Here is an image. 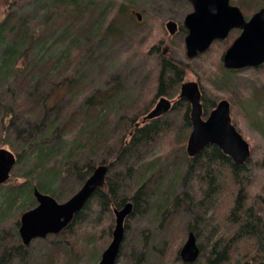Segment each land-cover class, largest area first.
<instances>
[{"label":"rangeland","instance_id":"1","mask_svg":"<svg viewBox=\"0 0 264 264\" xmlns=\"http://www.w3.org/2000/svg\"><path fill=\"white\" fill-rule=\"evenodd\" d=\"M94 1L101 2L102 0H79V7L84 8L83 5ZM119 1L122 2V0ZM123 1L127 2L124 5H128L124 12L117 15L114 27L120 29L116 30L118 33L103 36L101 40H98L96 35L99 33L95 32V29L91 30L89 39L95 38L94 41L89 48H84L80 52L79 63L74 62L69 68V70L72 69V75L80 79V84L86 93L98 89L103 84H107L109 88L120 86V90L118 89L114 96V102L108 107L109 112L112 111L111 108H114L113 111L117 112L118 110V113L115 119L107 121L104 125L105 135L108 139L111 138L119 122H127L129 118L133 117L131 112L128 113L125 96L128 98L129 95L132 97L131 99L143 102L136 110L137 112H140L141 108H145V106L153 107L158 100L159 95L155 97L153 81L154 73L157 70V60L153 53L147 51L152 42L156 43L159 45L160 52L166 49L167 56L181 64L184 69L182 82L193 80L198 83L207 103L212 102L215 106L221 98L230 102L231 121L248 141L251 151L249 165L251 179L248 180L244 175L239 178V181L242 184L251 181L246 188L248 196L258 192L264 194V64L228 69L223 66L221 59L226 48L239 33V29L232 30L223 40L214 41L205 52L198 56L188 58L183 42L185 29L180 28L185 15L192 10L188 0ZM232 1L240 6L242 11H245L243 9L245 7L244 0ZM255 1L264 2V0ZM8 7L10 9H7ZM132 10L141 13V20L136 18ZM253 11H245V17H249ZM8 12L29 19L30 29L36 33L37 38L34 45L38 46L37 49L42 48V45L50 46L51 43L53 49L65 46L69 38L67 40L56 39L55 35L59 34L62 27L69 24L76 13L71 7L56 11L51 0H10L8 4L0 0V20ZM168 19L175 20L179 25V30L172 35L165 28V22ZM37 49L34 50L35 52L32 53L29 60L31 65L34 64L36 55H38ZM91 49L92 51H90ZM19 61L21 62L22 58ZM57 78L59 79V77ZM11 86L12 84H8L7 87H1L8 88L4 89L8 91L12 88ZM167 87L171 88L168 89L170 93L174 92V84ZM5 91L0 89V113L11 103L8 92ZM30 91L31 87H26L21 91L20 97L26 96L29 103L33 104L34 96H31ZM178 93L179 86L177 89L175 88L174 96H165L177 101ZM65 103V110H67L75 106L76 101L67 98ZM184 112L185 105L178 103L176 108L162 115V121L171 136H178L183 130H188L184 129L186 126L183 118ZM23 115L19 112L12 115L10 126L15 131L30 128L28 118ZM141 117L139 116L137 121H140ZM102 121H104L103 118ZM5 125L8 124L5 123ZM30 125H32L31 122ZM113 137L105 146L99 147L94 155L90 153L91 155L88 154L79 159V164L90 160L92 163L95 162L94 166L105 164L108 167L107 162L111 161L119 150L118 139H113ZM14 138L15 132H10L9 135L0 134L2 146L9 150H11L9 146L15 144ZM66 144L69 145L68 141ZM170 146L168 138L160 135L151 146L149 145L147 148L141 146L135 151L119 154L117 159L111 162L112 165L109 167L107 176L116 187L119 186L116 189L117 193L129 195L133 193L136 184L139 183L134 184L132 178L128 177L127 172L130 168L135 179L141 175V177H145L139 200L143 197L146 198V204L140 205L142 209L125 218L120 256L117 258L116 264H183L180 257L175 258L176 250H180L186 239L187 225L194 222L191 220V216L180 208L184 207L182 203L174 206L177 208L169 205L166 207V211L164 209L158 211L156 206L165 198V192L175 194L185 192L192 196L193 201L189 207H193V214H197L200 218L203 217L204 212L209 215L212 212L211 209L214 208L212 206L227 198L228 192L236 193L237 183H233L231 178H226L216 169L213 170L212 183H209L208 179H199L204 177L203 169L194 175L189 173L181 178L180 168L185 164L184 151L179 148L171 150ZM183 149L186 154V142ZM28 157V153H25L21 163L17 165L16 172L21 173L28 168L30 163ZM152 162L153 164H151ZM147 166L149 170L146 169ZM197 174L200 177H194ZM19 180V177H16L0 185V251L5 248L11 250L10 240L16 238L15 232L18 231V221L21 215L18 202L9 205L6 200L14 193L11 185L16 184ZM52 183L53 188L63 187V193L66 195L71 192L75 193L81 187L77 188L79 182L75 171L53 178ZM64 200L66 198L61 202ZM169 210L172 211L169 212ZM164 212H167L165 217L161 215ZM173 212L178 216L174 217V223H169ZM111 224L113 230L115 224L113 212ZM112 230L105 242L100 240L99 243H94L87 240L86 231L79 230L77 227L78 242L87 243L86 248L93 250L90 257L83 252L84 248L75 246L74 237L69 239L68 234L57 235L58 233H56L45 238L33 239L28 245H25V249L21 252L22 255H11L6 264H40L48 255L47 253L56 254L57 249L60 260L64 262L62 264H99L101 253L111 240ZM145 234L148 235V238L146 246L143 247L141 238ZM67 239H69L68 242ZM51 241L53 242L51 243ZM74 247L75 251L72 250ZM77 247H79V251H77ZM142 250L143 254L141 255ZM24 251L25 253H23ZM159 253L164 255L163 261L158 258ZM51 263L60 264L59 261H51Z\"/></svg>","mask_w":264,"mask_h":264},{"label":"trees","instance_id":"2","mask_svg":"<svg viewBox=\"0 0 264 264\" xmlns=\"http://www.w3.org/2000/svg\"><path fill=\"white\" fill-rule=\"evenodd\" d=\"M3 1L5 4L10 2V0ZM51 2L56 11L70 7L76 11L69 24L62 27L63 29L59 31V34L55 35L56 39L67 40L69 38L63 47L53 49L51 43L50 46L42 45V48L37 49L38 46L34 45L37 38L36 33L30 29L31 24L27 17L8 12L0 20V89L5 91L8 88L1 86L7 87L8 84H12V88L5 91L8 92L11 103L0 113V134L9 135L10 132H15L16 145L13 143L9 147L15 153L16 162L7 181L16 177L20 179L16 184L11 185L14 193L12 192L13 194L6 200L7 203L14 205L18 202L20 213L32 208L36 205L33 195L34 188L61 202V200L69 198L73 192L66 195L63 193V187L53 188L51 186L53 178L68 175L69 172L75 171L79 182L77 188H79L95 167V162L92 163L88 160L79 164V159L88 154L94 155L99 147L102 148L109 143L113 136V139H118L119 150L111 161H106L108 171L112 165L111 162L116 160L119 154L135 151L141 146L147 148L160 135H164L171 143V150L179 148L184 151L185 164L180 168L181 178L189 173L194 175L203 169L204 177L199 179H208L209 183H212L214 179L212 178L213 170L216 169L238 185L236 193L228 192L227 198L215 203L212 206L214 207L211 209L212 212L209 215L204 212L201 218L197 214H193V207H189L193 201L192 196L185 192L164 193L165 198L156 206L158 211L165 210L169 205L177 208L174 206L182 203L184 207L180 208L190 215L194 222H190L187 229L188 232L194 231L200 252L193 262L182 261L183 264H258L263 261L264 194L258 192L248 196L246 188L251 181H246L245 184L239 181V178L244 177V175L248 180L251 179L252 175L249 168L251 156L243 165L237 166L228 155L213 144L207 145L193 157L186 155L183 145L189 134L190 117L189 104L183 99L175 101L171 108L172 110L176 108L178 103L185 105L183 118L187 127L184 126V129L187 128L188 130H183L180 135H170V132L165 128L164 121H162V116L143 120L152 108L151 105L145 106V108H141L140 112H137L136 110L143 102L131 99L132 97L128 95V98L125 96V102L128 113L131 112L133 117L129 118L127 122H119L114 129L113 136L108 139L105 135L106 132L103 131L104 125L107 121L115 119L118 113V110L117 112L113 111L114 108H111L112 111L109 112L108 107L114 102V96L117 90H120V86L116 85L109 88L107 84H103L98 89L86 93L80 84V79L72 75V69L69 70L74 62L79 63L80 52L84 48H89L94 41L95 38L89 39L91 30L95 29V32L99 33L96 35L98 40H101L103 36L118 33L117 31L120 29H116L114 24L117 15L126 10L128 4H124L127 2L123 0L122 2L119 0L94 1L83 5L84 8L79 7V0H51ZM244 4L243 9L246 12H251L264 5V2L244 0ZM148 47L147 51L153 53L157 60V70L153 80L156 91L155 97L158 95L174 96L175 88L177 89L182 82L184 69L181 64L167 56L166 49L160 52L159 45L153 42ZM36 49L38 55H36L34 64L31 65L29 60ZM47 54L49 55L47 56ZM20 58H22L21 62L19 61ZM172 84H174V92L170 93L168 89L171 88L167 86ZM28 86L31 87V96H34L33 104L29 103L26 96L20 97L21 91ZM67 98L76 101V104L65 110L64 104H66ZM202 106L204 114H207L213 107V103H207L203 98ZM16 112L24 114L28 118L29 129L16 131L14 128L12 129L10 126L11 117ZM139 116H142L141 120L137 121ZM102 118L104 121L101 122ZM67 141L69 145L66 144ZM2 144L0 142V147H3ZM25 153H28L30 163L28 168L18 173L15 170ZM146 169L149 170L148 166ZM107 174L104 185L96 189L82 209L75 213L68 225L57 234H68L69 239L74 237L75 246L84 248L85 251L81 250L88 257L92 255L93 250L86 248L87 243L84 245L78 242L77 227L79 230L86 231L88 241L99 243L101 240L105 242L111 234L112 212L115 208H121L126 202L131 201L133 204L132 214H134L142 209L140 205L146 204V198L143 196L139 200L142 191L141 186L145 181L144 176L141 177V175L135 179L132 169L128 170L127 175L132 178L133 183H139L136 184L133 193L126 195L117 193L116 189L119 186L116 187ZM198 176L200 177L199 174L194 177ZM171 211L169 210V212ZM167 212L161 215L165 217ZM175 212L171 215L169 223H174V217L177 218L178 215ZM15 233L16 238L10 240L11 250L5 248L0 251V264H6L11 255H22L21 252L25 249V244L22 243L18 231ZM147 238V234L141 238L143 247L147 244ZM87 240L85 239V242ZM79 247H77V251H79ZM120 249L117 258L120 256ZM72 250L75 251V247ZM176 251L175 258H178L180 257L179 251L178 249ZM58 252L57 249L56 254L47 253L48 255L40 264H55L51 261L64 263L60 260ZM142 254L143 250L141 251ZM158 258L163 261L164 255L159 253Z\"/></svg>","mask_w":264,"mask_h":264},{"label":"water","instance_id":"3","mask_svg":"<svg viewBox=\"0 0 264 264\" xmlns=\"http://www.w3.org/2000/svg\"><path fill=\"white\" fill-rule=\"evenodd\" d=\"M188 1L192 10L183 20V26L186 28L184 47L188 58L205 52L214 40L226 38L232 29H239L240 32L222 55L223 66L239 69L264 63V5L246 19L240 8L232 5L229 0ZM134 14L141 20V13L134 11ZM165 26L170 35L177 30V23L173 19L167 20ZM179 97L190 103L191 130L186 141L188 156L193 157L207 145L213 144L228 155L235 165H243L250 156V145L231 121L229 101L220 99L204 116L201 90L193 80L180 85ZM171 106V100L161 96L143 120L161 116L168 112ZM15 162V154L0 147V185L9 178ZM107 171L105 164L95 166L81 187L62 202L34 188L36 205L23 211L19 219L18 234L22 243L28 245L33 239L45 238L64 229L96 189L104 185ZM132 211L131 201L121 208L114 209L115 224L112 237L101 253L99 264H116L124 234V220ZM199 252L196 236L193 231H189L179 250V256L183 262L191 263L198 257ZM258 264H264V260Z\"/></svg>","mask_w":264,"mask_h":264},{"label":"flooded vegetation","instance_id":"4","mask_svg":"<svg viewBox=\"0 0 264 264\" xmlns=\"http://www.w3.org/2000/svg\"><path fill=\"white\" fill-rule=\"evenodd\" d=\"M229 2L232 4V5H237L236 3H234L232 0H229ZM238 6V5H237ZM239 7V6H238ZM240 8V7H239ZM240 10L242 11V9L240 8ZM242 13H243V15L245 16V12L244 11H242ZM250 17V16H249ZM248 17H246V19H247ZM169 20V19H168ZM184 20V19H183ZM166 23V22H165ZM177 23V22H176ZM165 28H166V26H165ZM181 29H185V32H186V28L183 26V21H182V25H181V27H180ZM179 30V25H178V23H177V30H176V32ZM232 30H234V29H232ZM231 30V31H232ZM231 31L229 32V34L231 33ZM228 34V35H229ZM215 41H217V40H215ZM222 59V58H221ZM183 82H181L180 84H179V89H180V85L182 84ZM200 87V86H199ZM201 90V89H200ZM201 94H202V91H201ZM161 96H165V95H159V97H158V99L161 97ZM168 99H169V97H167ZM201 100H202V103H203V94H202V96H201ZM178 99H183L184 101H186L188 104H189V114H190V103H189V101L188 100H186V99H184V98H181V97H179L178 96ZM222 99V98H221ZM171 100V103H172V106H173V104H174V100H172V99H170ZM217 103V102H216ZM230 103V102H229ZM204 115H206V114H204ZM189 117H190V115H189Z\"/></svg>","mask_w":264,"mask_h":264},{"label":"bare ground","instance_id":"5","mask_svg":"<svg viewBox=\"0 0 264 264\" xmlns=\"http://www.w3.org/2000/svg\"><path fill=\"white\" fill-rule=\"evenodd\" d=\"M86 180V179H85Z\"/></svg>","mask_w":264,"mask_h":264}]
</instances>
